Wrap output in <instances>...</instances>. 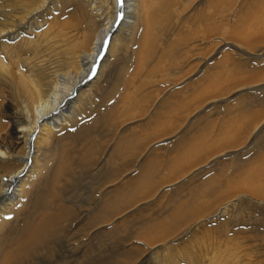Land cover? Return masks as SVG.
<instances>
[{"label": "rangeland", "instance_id": "obj_1", "mask_svg": "<svg viewBox=\"0 0 264 264\" xmlns=\"http://www.w3.org/2000/svg\"><path fill=\"white\" fill-rule=\"evenodd\" d=\"M36 1L38 0H0V10H7V14L10 10L11 15L14 13L13 15L18 17L23 14V11L27 9L29 5ZM172 1L175 5L179 4L180 7H183L182 3H184V7H186L188 4L186 2H189L188 0H177L178 2L175 0L154 1L159 5H163V3L166 2V4L170 5L171 11L167 13L164 10V12L160 14L162 22L149 27V36L154 43L156 51L155 59H151L148 64L149 69L147 68L146 71H141L140 73L137 71L135 74L133 71L134 68H132L133 72L131 70L128 71V74L131 72L132 74H130V77L125 82L121 75L122 64L130 61L133 52L131 49L128 50L121 47L122 50L120 51L122 54L120 53L119 60L113 64V73H111L112 69L109 68V65L106 71L107 75L110 73L114 75L113 79H107L104 83L103 90L97 92L99 93L98 96H95L97 98L94 97L96 100L94 101V103H96L95 106L99 107V110H102L103 106L104 108L111 106L112 102L108 100L107 97L111 96V90L117 85L123 89L121 92H124L123 96H125L124 99H120L117 109L123 113L124 119L126 120L127 118L135 117V119L127 123L125 122L120 126L119 132L124 131L121 133V139L123 137V142H121L127 146L125 150L128 151V153L125 152V155H120L121 161L128 162L137 154V156L141 157L142 151H140V153L139 150H143L148 143H150V145L154 143V146L159 145L158 148L160 150H156L155 156L156 176L155 178H150L156 180L155 186L152 188L153 192L138 193V195L134 194V196H132L133 194L131 193L134 191L133 188L135 186L134 182L131 180L133 175L124 173V175H122L124 176V180H127L128 183L132 182L129 190L133 191L127 192V198L122 200V202H116L117 204L113 203V209L111 208L110 211H103L100 209L102 204L97 195L93 196L94 200L92 204L88 205V207H84V199L87 196V192L84 189L81 190V192H78L80 195L77 199L81 200V198H83L82 201H78V203L75 200L68 206L70 207L69 209H74L73 211L75 213H69L68 215L65 211L63 213L60 212V214L63 215L59 222H57L59 228L57 229L59 231L53 230L59 237L55 236V233H51L53 234L51 242H46L45 244L48 243L46 246L41 243V245L36 247L33 251L34 256L32 255V259H34V257L39 258L37 255L42 257L45 253L57 250L54 249L56 248L54 243H51L61 237L65 238V236H67L66 240L73 238L72 241H75L69 243L73 246L77 243L81 244L85 242L78 247L79 250L81 249L80 251L86 250L87 246L90 244V248L94 250H98L99 252L103 250L106 251L105 249L108 243H112V251H106L107 254L103 253L99 260L95 261L85 257L83 260H78L80 262L77 263L74 260L76 258L73 257L71 264H133L135 257L137 261V255L143 252L144 255L151 254L152 248L157 243L160 244L164 240L172 242H170L168 250L159 253L161 259L156 262L153 258H150L147 259L144 264H168V262L170 264L173 260L175 261H173L174 263H176V261L178 262L176 264H264V204L253 203L247 199V194H249L255 199L257 198L258 200L264 201V92H254L255 94L246 93L247 95H241L235 100L237 94L235 91L237 87L253 81H263L262 68H264V62H262V60L255 61L253 56L257 54L255 50L259 51L261 47L264 46V0H210L206 19L209 20L208 24L211 27L210 31H208V37L212 41V55L214 56L211 61H208V68H204L202 72H198V74L192 78L188 76L186 81H182L185 79V74H187L185 73V71L187 72L186 63L192 59L193 55L197 59L200 57L202 58H200L199 68L206 63L203 59L205 58V55H203L204 52L201 51L203 50V45L206 43L204 39L203 22L199 20V22L195 24L194 18L196 17L195 14H199L200 11L206 12L207 4L205 0H195V3L193 2L191 4L192 6L190 5L186 9L183 7L179 12H176V14H180V16L172 12L174 9ZM75 4L76 3H71L69 0H61L58 4V10L48 17L49 21L47 25L41 28L40 32L37 34L40 42L39 51L41 54L50 50L52 58L55 60L62 59V64L65 65L68 64L69 61L63 56L62 52L59 53L57 51L59 41H56V44L53 45L50 40L54 38L59 31L82 30L83 23L87 25L89 21L93 22L92 18L85 20L86 15L89 16V14H87V6L84 0H79L77 4L78 9L76 11L73 9ZM196 8L197 11H195ZM147 10L150 17L152 11L151 0H148ZM190 16L191 18H188ZM183 19L187 20V22ZM41 20L43 19L41 18ZM184 24L185 26L183 27ZM97 28L98 27H92L88 33L86 31L85 34L87 36L89 35L90 42L87 43L84 48L91 44L94 31H96ZM260 30L262 34H260ZM185 31H190L192 33L196 31V35L194 36L196 39L193 41L191 37L190 39L187 38L191 33H186ZM184 36L189 39V45L186 44L187 41ZM261 38L263 40H261ZM77 43L81 44V39H77ZM193 43H195V46ZM235 43L244 45L245 49L248 48L246 50L251 56L243 55L234 47ZM157 46L159 47L157 48ZM181 49L185 51L182 52ZM198 51L201 52L199 53ZM186 54L189 55L187 56ZM99 62L100 60L97 62L94 71ZM121 65L122 67H120ZM174 68H176V70H174ZM149 70H151V72ZM91 75L92 72L88 75V78H90ZM137 75L139 77H137ZM178 76H180L182 80H178V78H180ZM199 76L200 79H196ZM132 77L134 79H132ZM148 77L149 80H147ZM173 78L175 82H173ZM193 79L198 81L200 90L198 95H201L199 97L200 105L203 106L197 111L202 110V112L198 118L189 123V121L193 120L191 119L193 114L197 112L192 111L194 109L192 106L187 109L192 111L189 113L190 115L179 123L178 119L184 113L176 107V103H180L179 101L183 99H188V102L194 98V92L192 94L194 90L189 86L191 85V81H194ZM119 81L120 83H118ZM179 81H182L181 83L183 84ZM201 82L204 84L200 85L202 84ZM206 82L208 83L207 85H205ZM213 82L218 83L216 85V83ZM112 84H115V87H112ZM128 85H131V87H128ZM169 85L171 88H168ZM202 86L206 89L204 90ZM211 89H214L215 92H212ZM161 90L163 92H160ZM129 91L134 93L130 95ZM232 93H234V95ZM190 94H192V96ZM257 94L260 95L257 96ZM158 97L159 99L161 98L160 101ZM218 97H223L224 100H222V102L219 101V104L216 106L210 104L209 106H205L208 100ZM104 102L109 103L106 105ZM154 102L156 104H154ZM163 102H165L164 104L167 103L168 106L162 111V120L170 117V122L176 125L172 128H176H174L173 133L175 134L172 138H169L170 140L160 143L153 137L155 141L152 140V138L149 139L150 136H148V138L146 132L154 127V125H152V121L154 120L152 117L158 109V104ZM150 111L153 112L151 113L152 115L149 113ZM158 112H161V110H158ZM148 119H150V121H148L149 123L147 122ZM260 123L263 125L260 126L257 131H254V127ZM184 124L187 126L185 125L184 130H181L182 126L180 125L184 126ZM110 125L111 122L110 124L108 123V125H104L107 131L111 129ZM171 131V129L168 130V133ZM110 132L111 131H108V134H106L104 131L103 138L93 134L90 136L92 137L91 139L88 138V142L85 144L86 146L84 143H81L80 150L86 154H91H84L86 157H89L90 164L86 165H88V171L90 170L91 172L89 178L87 176H80L79 169H84L85 167L77 165L74 169L78 173V176L75 174L76 179L80 177L79 182L81 178L88 180L91 174H98L103 166H105L107 159H111L116 146L115 142H117L116 140L120 138V136L116 137L115 133L112 135ZM139 134H142L145 140H150L149 142L146 141V144L144 142L143 147L142 141L140 142L141 146L138 145L136 139V141H132L133 138H136L133 136ZM182 135L186 136L184 141H181V139L184 138ZM255 139L258 142V146L255 144V147H250L248 149L246 145L251 146ZM184 143L185 148H188L187 152L196 149L194 152L189 153L192 155H194L198 149L201 148L202 150L206 143L209 145V151L207 153L202 152V156L200 155L196 159L191 157V162L185 164V168L179 169V164L185 160L182 159L184 156H181L183 154L182 150H185L183 146ZM228 144L230 146H228ZM223 149H225L223 151L224 154L218 159L219 167L214 168L212 171L209 170V173L203 172L201 176H199L201 171L196 174L193 173L194 175L189 177V180H186L187 183H182L179 185L180 187L177 185L176 188H165L169 180H174L175 177L183 174L184 171L188 170L191 166L193 167L196 164L205 162L209 156ZM176 150H179L181 155L177 153L178 151ZM238 153H240V155H237ZM226 154H234L235 156L231 158V161L228 157H225ZM123 155L130 157L125 158ZM86 157L84 159L81 157L80 164L87 162ZM72 162L70 163L72 164ZM96 163L97 166H93L94 168L91 167L92 164ZM112 166H114V164H112ZM71 181L72 180L67 179V177L60 180L58 187L61 188V192H55L54 200H56V195L63 196V193L71 190L74 184V181ZM182 185L185 186L181 187ZM160 191H162V193ZM145 194L147 196L151 194L155 195L156 198L154 196V199H145ZM116 196L117 194L115 195V193H113V196L111 195L110 197L114 198ZM130 196L134 198L131 199ZM94 206H97V211L92 212V209L94 210L95 208ZM81 208H83L81 213L76 214ZM88 211H91V214H88ZM98 211L99 213L97 214ZM189 212L196 215L193 217L192 214L188 216L189 218L181 219L182 216L186 217ZM178 218L181 219L179 220L180 223L177 221ZM166 227L169 228L165 230ZM153 251H159V247H155ZM162 260L164 262H162ZM51 263L62 264L55 260H52Z\"/></svg>", "mask_w": 264, "mask_h": 264}, {"label": "bare ground", "instance_id": "obj_2", "mask_svg": "<svg viewBox=\"0 0 264 264\" xmlns=\"http://www.w3.org/2000/svg\"><path fill=\"white\" fill-rule=\"evenodd\" d=\"M60 1L61 0H38L35 3L29 5L28 8L23 11V14L18 17H15L13 15L14 13L11 15L10 10L8 11V14L7 10H0V264H52V260H55L62 264H71V261H73V257L76 258L74 260L77 263L80 262L78 260H83L85 257H88L95 261L99 260L100 256H102L103 253L107 254V252L112 251V243H108L107 248L105 249L107 252L104 250L100 252L98 250H94L90 248L91 244L87 246L86 250L80 251L81 249L79 250L78 247L85 242H82L81 244L77 243L75 244V246H73L69 243L75 241H72L73 238L70 240H66L67 236H65V238L61 237L51 243H54V246L56 247L54 249L57 250L45 253L42 255V257L37 255V257L39 258L34 257V259H32V255L34 254L33 251L35 250V248L41 245V243L46 246L48 244H45L46 242H51L53 236V234L51 233H55L53 230L59 231L57 222H59L61 216L63 215H61L60 212L63 213L65 211L68 215L69 213H75L73 211L74 209L71 210L68 206L75 200L76 202L82 201L83 198H81V200L77 199L80 195L78 194V192H81V190L84 189L87 192L86 198L84 197V207H88V205L92 204V201L94 200L93 196L97 195L98 198H100L102 204L100 209L103 211H110L113 203L122 202V200L127 198V192H132L134 190L131 193L133 194L132 196H134V194L138 195V193L153 192L152 188L156 183V180L154 179L156 176L155 156L156 150L159 149V145L154 146V143L150 145V143H148L150 140L148 141L145 140V138H142V134L133 136L136 138L132 137V141L136 139L137 141H135L138 142L139 146H141L140 142L142 141V147L143 143L145 142L146 144V141H148L147 146H150L144 147L143 150H139V147V152L142 151L141 157L137 156V154L133 156L132 159H130L128 162L121 161L120 155H125V152L128 153V151L125 150V147L127 146L122 143L123 137L121 139V133H123L124 131L119 132L120 126L125 122L127 123L135 119V117L127 118V120L124 119L123 113L117 109V105L119 104L120 99L125 98V96H123L124 92H121L123 89L114 84L116 86L115 87L112 84V87L115 88L112 89L111 87V96L107 97L108 100H111L112 105L107 108H104L103 106L102 110H99V107L95 106L96 103H94V101L96 100L94 99V97L99 95V93H97L98 91L103 90L104 83L107 81V79H113L114 75H111L114 70L113 64L114 62H117L119 60V56L121 53L120 50H122L121 47H124L128 50L131 49L133 52L130 61L122 64L123 67L122 65L120 66L122 67L121 75L123 76L125 82L128 80L130 74H132L133 71L136 74L137 71H139L140 73L141 71H146L147 68L149 69L148 64L150 63V60L155 59L154 57L156 56L154 43L149 36V27L162 22V20L160 19V14H162L164 10L167 13L170 12V5L166 4V2H164L163 5H159L154 2L155 0H151L152 11L151 16L149 17L147 10L148 0H84L85 5L87 6V14H89V16L86 15L85 20L92 18L93 22L89 21L87 25L82 22V30L59 31V33H57L54 38L50 40V42H52L51 44L53 45L56 44V41H59L57 51L59 53L62 52L63 56L66 57V59L69 61L68 64L65 65L62 64V59H53L50 50H47L44 54H41V52L39 51V37L37 35L38 32H40L41 28L47 25L49 21L48 17H50V15L54 14V12L58 10V4L60 3ZM69 1L71 3H76L73 7L74 11H76L78 9L77 4L79 3V0ZM188 1L189 2H186L188 3L186 7H184V3H182L185 9L188 8L195 0ZM205 2L207 4L206 12H202L199 10V14H195L196 17L194 18V23H198L199 20L200 22H203L204 39L206 43L203 45V50L201 51L204 52L203 55H205V58L203 59L206 63L204 64V66L199 68L201 57L197 59L193 55L192 59L186 63L187 72L185 71V73L187 74L183 72L185 74V77L183 76L185 79L182 80L181 77L178 76L180 77L178 78V80L181 79L182 81H186V78H188V76L192 78L193 76L197 75L198 72H202L204 68H208V61H211L213 59L214 55H212V41L208 37V31H210L211 27L208 24L209 20L206 19V13L209 9L210 0H205ZM173 7L174 9L172 10V12L174 14H176V12H179V10L183 8L180 7L179 4L175 5L174 3ZM187 10L190 11L189 9ZM195 11H197V8L195 9ZM9 15L14 17H10ZM41 18L43 20H41ZM188 18H191V16ZM184 21L187 22V20ZM184 26L185 24L183 25V27ZM92 27L98 28L96 31H94L91 44L84 48V46L90 42L89 35L87 36L85 33L86 31L87 33L90 32ZM182 32L184 33L183 30ZM185 32L187 33L190 31ZM190 33V35L187 34V38L190 39L191 37L194 41L196 39L194 38V36L196 35V31ZM260 34H262V32ZM187 38H185L187 41L186 44L189 45V39ZM77 39H81L82 43L78 44ZM261 40L263 39L261 38ZM193 44L195 46V43ZM158 47L159 46H157V48ZM234 47H236V49H238L243 55H250L246 50L248 48L245 49L244 45L235 43ZM183 51L185 50H182V52ZM255 51V53H257L255 56H253L255 61L262 60V62H264V46H262L259 51ZM186 55L188 56L189 54ZM99 60L100 62L96 70L94 71L95 66ZM108 65L109 68L112 69V72L109 75L106 74ZM132 68H134L133 71ZM176 68H174V70H176ZM129 70L132 71L130 74H128ZM149 71L151 72V70ZM262 71L263 81H253L237 87L235 91V93L237 92L236 97L234 96L235 100L239 96L246 93L255 94L264 92V68H262ZM91 72L92 75L90 78H88V75ZM137 77L139 76L137 75ZM198 78L200 79V76L196 79ZM132 79L134 78L132 77ZM147 80H149V77ZM193 80L194 81H191V85L189 86H191L192 90H194L192 91V94L194 92V98H192L188 102V99H183L179 101L180 103H176V107L184 113L179 117V123L184 120V118H187L190 115V112L197 111L203 107L200 105L199 97L201 95H198L200 92L198 81L195 79ZM173 82H175L174 78ZM118 83H120V81ZM203 84L204 83L200 85ZM207 84L208 83L206 82L205 85ZM131 85H128V87H131ZM168 88H171L170 85ZM205 89L206 88L204 87V90ZM177 91L180 92L179 90ZM213 91L214 89L212 90V92ZM160 92L163 91L161 90ZM133 93L134 92H130V95ZM192 94L190 95L192 96ZM232 94L234 95V93ZM258 95L260 94H257V96ZM160 100L161 98L159 99V101ZM222 100H224L223 97L210 99L206 102L205 106H209V104L216 106L217 104H219V101L222 102ZM104 103L107 105L109 102ZM164 103L165 102L158 104V109L157 111L155 110L156 112L152 117V119H154L152 121V125H154V127L146 132L147 137L150 136V138L148 137L149 139L153 137L160 143L170 140L169 138H172L174 136L175 133L173 132L174 128H176H172L176 125L170 122V117L162 120V111L166 108V106H168L167 103ZM154 104L156 103L154 102ZM192 106L194 108L192 111L187 110ZM158 110H161V112H158ZM201 112L202 110L197 111L195 114H193V116L191 117V119L193 120L189 121V123L198 118ZM149 113L151 114L153 112L150 111ZM148 121H150V119H148L147 122ZM110 122L111 129H109L108 131H111L110 133H112V135H114L115 133L116 137L120 136V138L116 140L117 142H115L116 146L111 159L106 158L107 161L104 159L106 161V164L98 172V174H91V177L88 180L81 178L79 182L80 177L76 179L75 174H77L78 176V173L74 169L77 167V165H80V167H85L84 169L78 168L80 176H87L89 178V174L91 172L90 170L88 171V165H86L90 164L89 157L85 156L91 154H86L85 152H82L80 150V145H82L81 143H84L85 145L88 142V138L91 139L92 137L90 136H92L93 134H96L98 135V137L103 138L104 131L106 132V134H108L107 128L104 125H108V123L110 124ZM185 125L186 124H184V126L180 125L182 126L181 130H184ZM262 125L263 124L260 123L255 126L254 131H257ZM170 129L172 131L168 133V130ZM183 137L184 138H182L181 141H183L186 136ZM153 138L152 140H154ZM255 144L258 146V142L256 141V139L251 146L246 145V147H248L249 149L250 147H255ZM183 146L185 148V143L183 144ZM204 146L205 147L202 150L201 148L198 149L194 155L189 153L194 152L196 149L194 151L190 150V152H187L188 148H185V150H182V155L179 150H176L178 151L177 153H180L181 156H184V158L182 159H185L182 164L179 165V169L185 168V164L191 162V157L196 159L198 156H202V152L207 153L209 151V145H207L206 143ZM228 146L230 145L228 144ZM87 150L89 151L88 148ZM224 150L225 149L213 155L210 154L212 156H209L205 162L201 164L195 163L196 165H194L193 167L191 166L188 170H183L184 173L178 177H175L174 180H169L168 183H166L168 185L165 188H176L177 185L179 186L182 183L184 184V182L187 183L186 180H189V177L199 171H201V174L199 175L201 176L203 175V172H208L209 170L212 171L214 168L219 167L218 159L224 154ZM237 155H240V153H238ZM233 156L235 155L226 154L225 157H228V159L231 160ZM81 157H83L82 159L86 157L87 162H85L84 164H80ZM124 157L126 158L127 156ZM70 162H72V164ZM112 164H114V166H112ZM93 166H97V163L92 164L91 167ZM124 173L133 175L131 179L135 185L133 190H129L132 182L128 183L127 180H124V176H122L124 175ZM64 177H67V179H71L72 181H74V184L71 187V190L63 193V196L56 195V200H54L53 198L55 192H61V188L58 187V185L60 180H62ZM152 177H154V180L150 179ZM184 186L185 185H182L181 187ZM162 191L160 192L162 193ZM113 193H115V195L117 194V196L111 198L110 196H113ZM247 195V199L251 202L264 204L263 200H258L257 198L255 199L249 194ZM146 196L145 199H154L155 195L151 194L147 197ZM94 207V210L92 209V212L97 211V206ZM82 209L83 208H81V210L76 214L81 213ZM87 213L91 214V211H88ZM98 213L99 211L97 212V214ZM192 214V212H189L186 217L182 216L181 219H186ZM195 215L196 214H193L192 216L194 217ZM181 219L178 218L177 221L179 222V220ZM167 228L169 227H166L165 230ZM55 236L59 237L57 233H55ZM170 242L172 241L164 240L160 244L157 243L152 248V252L149 255H144V252L141 251L143 253L137 255V261L135 257L133 264H135L136 262V264H144L146 260L150 258H153L156 262H158L157 260L161 259L159 253H161V251L168 250ZM155 247H159V251H153ZM162 262L164 261L162 260ZM172 262H170V264L178 263L177 261L176 263H174L175 261L173 263Z\"/></svg>", "mask_w": 264, "mask_h": 264}, {"label": "crops", "instance_id": "obj_3", "mask_svg": "<svg viewBox=\"0 0 264 264\" xmlns=\"http://www.w3.org/2000/svg\"><path fill=\"white\" fill-rule=\"evenodd\" d=\"M142 138H143V136H142ZM183 141H184V140H183ZM180 164H182V162H181ZM180 164H179V165H180Z\"/></svg>", "mask_w": 264, "mask_h": 264}]
</instances>
